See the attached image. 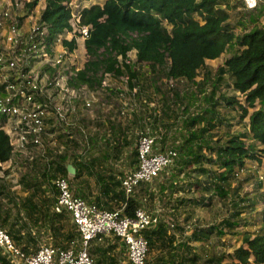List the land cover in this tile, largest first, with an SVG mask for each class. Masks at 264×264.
Wrapping results in <instances>:
<instances>
[{"label": "trees", "instance_id": "trees-1", "mask_svg": "<svg viewBox=\"0 0 264 264\" xmlns=\"http://www.w3.org/2000/svg\"><path fill=\"white\" fill-rule=\"evenodd\" d=\"M23 1L27 9H31L38 2V0ZM231 6L229 0H104L102 4L85 7L81 12V21L84 24H91L88 36L84 40L88 57L84 66L69 79L71 86L85 84L92 88L102 85L106 72L122 77L127 74L129 90L133 86H138L135 94L140 93L139 70L132 61H125L128 59L129 51L134 50L136 62L146 61L157 65L163 69L167 79L186 81L185 91L168 85V88L174 91L176 99L181 101L184 99L181 108L183 115L180 140L175 144L178 152L176 163L174 167L166 169L172 172L171 177L166 178V181L163 182L164 178L160 175L153 179H157L156 184L163 185L160 189L163 195L160 201L165 202L166 205L174 200L175 203L170 206L173 209H178L187 201L198 204L203 202L202 198H208L211 202L214 196L223 199L229 194L235 195L231 198L233 209L226 218L222 219L228 227L238 223V215L242 207L239 202L248 200L245 195H239L238 185L232 187L236 173L245 168L247 160L259 164L264 158V24H254L247 32L237 34L234 25L228 21L230 14L226 7ZM40 17L47 22L52 35L71 28L68 22L70 11L62 0H45V7ZM63 45L73 50L76 47L75 36L71 39L63 38ZM227 50L232 52L221 64L216 65L213 70L207 67L206 60L216 59ZM225 90L239 92L243 97L240 98L234 93L225 95ZM223 99L230 107L239 108L238 121L247 116L248 120L244 122L243 129L231 130L233 123L229 117L230 113L222 114L219 109ZM249 108L252 110L249 111ZM233 111L238 109L235 110L233 107ZM78 121L79 123H75V120L71 122L70 119L63 120L62 125L55 124L49 129L52 131L56 128L61 131L57 136L59 139L68 133L61 141L64 145L71 144L76 148L80 146L83 136H88L86 127L81 125L80 120ZM158 123L162 121L159 119ZM221 125L225 126V130L218 133L215 128ZM72 127L76 128L80 137L71 136ZM129 133L128 128L122 127L114 130L110 136H104L103 141L106 145L104 149H112V156L116 158L123 147H131L129 157L133 167H136L138 165L137 136L129 137ZM222 135L226 138L222 139ZM157 141L161 145L159 148ZM166 143V137L160 136L156 139L153 150L164 151ZM82 145L85 147L84 144ZM64 150L68 151L65 148ZM66 151L55 154L54 158L44 164V170L40 173L41 178L46 176V173H50L48 176L52 179L61 174L78 178L87 172L89 177L94 178L99 189L93 200L98 207L104 208L105 205L108 206L105 209L121 207L120 214L132 215L137 207L148 206L143 204L142 199L137 196L138 193L134 191L137 187L138 190L147 188L145 184L153 179L139 183L130 194L126 195L121 188L124 171L116 172L113 167H107L99 162L98 157L85 161L80 159L79 154ZM66 153L69 154V160ZM11 155L12 147L8 134L0 128V162L7 161ZM68 163H71L75 169L72 174L67 168ZM183 176L187 179L181 185V181L178 183V178ZM24 185H32L36 191L41 188L39 180H29ZM193 185L195 189L191 190ZM185 186H188L186 192L190 194H177L180 188ZM50 190L51 195L46 194V189L41 190L38 200L33 194L36 191L32 192L33 197H27L23 207L31 222L46 224L53 243L64 246L77 237L78 232L73 226L66 227L69 217L65 211L56 212L52 209L57 188L51 183ZM200 190L208 195L202 194ZM74 191L80 194L78 186L74 187ZM197 192L200 193V197L194 195ZM149 198H153L152 192L149 193ZM160 211L163 214L161 221L145 232L149 251L157 246V242L163 243V246L166 241L170 243L175 238V234L167 231L169 225L166 222L168 218L166 209L164 211L161 207ZM260 216L258 228L251 233L244 232L242 240L245 245H239L228 253L213 255L202 264H264V208ZM7 223L5 230L14 242L26 254L33 251L29 242H36L37 239L31 229L29 228L25 234L22 228L14 226V222H8L5 217L0 219V227ZM24 225L26 226L27 223L25 222ZM213 227L217 228L220 234L224 232L218 224H213ZM212 230V227L203 229L198 226L190 233L185 231L183 243L207 240ZM112 247L114 245L109 244L90 248L91 254H94V264L120 263L116 254H110ZM171 250L174 252L175 247ZM177 253L170 257L172 264L180 263L174 259ZM183 256L184 259L192 258V260L196 256L199 257L196 252L192 256L185 254ZM225 257L228 261L224 263ZM0 264L14 263L4 253H0ZM157 264L166 263H162L161 260Z\"/></svg>", "mask_w": 264, "mask_h": 264}, {"label": "rangeland", "instance_id": "rangeland-1", "mask_svg": "<svg viewBox=\"0 0 264 264\" xmlns=\"http://www.w3.org/2000/svg\"><path fill=\"white\" fill-rule=\"evenodd\" d=\"M229 2L232 6L226 7L230 14L228 21L234 25V30L237 34L247 32L254 24H264V0H258V6L253 9H248L244 0H229ZM43 5L44 0H39L36 5L37 7L31 11H27L26 7L23 5L22 7L13 9L12 12L14 14L24 15V23L25 26H27L28 19L36 16ZM63 36L64 35H62V37ZM71 36L72 32L68 31L66 37L69 38ZM57 43L59 46L58 49H63V47L67 49L66 46L62 45L61 41H57ZM58 52H56V54ZM231 52L232 50H227L216 59L206 60L207 67L213 70L215 66L221 64L225 57ZM72 53V56L69 55L73 61L70 70H68L64 77L55 80V82L60 84V88L66 85L68 75L71 76L75 74L76 66L77 68L84 66V62L87 58L84 47H82V43L78 38L77 46ZM128 57L139 70L140 82L138 83V89L141 88L140 93L132 94L129 90L127 84L128 75H124L123 77L115 75L105 76L103 79V81H105L104 86H102V84L101 86L92 88L85 84L76 86H70L68 84V92L63 91L72 97L73 94L75 95V102L73 104H75L76 109L72 114L70 113L71 115H69L67 119H70L71 122L75 120V123H79L78 120H80L81 125H84L86 127L85 129H87L86 133L88 136L86 137L81 134L83 139H81L79 147L75 148V146L71 144L68 146L64 145L61 140H63L68 133L65 134L62 139H59L57 136L61 131L55 128L52 133H46V136L42 134L41 143L38 145L29 146L24 150L12 153V155L20 153L23 154L24 157H12L11 155L7 161L0 162V219L5 217L8 222H14V226L22 228V232L24 233L30 228L37 239L36 242H29L32 250H35L42 243L47 244L48 242H53V238L47 230L46 224L39 223L38 221L33 223L29 220L24 211L23 204L26 202V198L33 197V194L34 198L38 200L41 195V190L43 189H46V194L51 195L49 183L40 177V173L44 170V164L46 162L48 163L51 158H54L55 154L60 152L64 153V151H66L64 150L65 148L68 150L66 152L79 154L81 160L89 161L94 157H98V161L103 165L113 167V169L116 170L120 169L124 171V173H127L134 169V165L129 157L131 147H123L118 157L114 158L112 156V149H104L106 147L103 141L104 136H110L114 130L125 127L130 131L129 137H134V135L137 136V142L140 131L146 129L155 135L156 139L160 138V136L166 137V148L175 146L180 140L179 135L182 129L181 119L183 115L181 108L184 105V99L183 101L176 99V97H174V91H171L168 85H172V88L185 91L187 89V82L181 79H167L163 69L159 68L157 65H152L146 61L142 63L136 62L134 50L129 51ZM68 67L69 63L67 65V68ZM63 69L64 68L55 70L53 74L57 75V73H63ZM57 92H59V94H55L56 100H59L60 97L66 98V95L61 96V90L58 89ZM224 93L225 95H229L234 92L225 90ZM234 94L240 98L243 97L239 92ZM86 100L91 102L90 107L85 106ZM165 101H167V103ZM233 107L235 110L238 109V111H233ZM233 107L225 104V100L223 99L219 109L222 114L230 113L229 117L233 123L230 127L231 130H241L244 128V122H246L248 118L246 116L241 121H238V113L240 110L237 106ZM251 110L252 109L249 108V111ZM50 113L54 116L52 112ZM47 115H49V113ZM154 118L156 121H154ZM159 119L162 123H158ZM55 124L62 125V122L56 118L54 122L52 119L46 128L53 127ZM111 125L113 126L111 127ZM76 128L72 127L70 131V133L72 132L71 136L80 137ZM92 129L96 130L93 131ZM215 130L221 133L225 130V126H217ZM225 138L226 136L222 135V139ZM91 139L92 141H90ZM82 144H84L85 147H83ZM160 146V142L157 141V148ZM55 147H58V149H55ZM102 153H104V155H101ZM66 157H68L69 160L68 153H66ZM168 172L169 171H163L159 174L161 178H164L162 179L163 182L166 181V178L171 177L172 172ZM83 176L88 178L89 183L94 184V178L89 177L87 172L83 173ZM81 178L82 177H68V179L71 180L72 188L83 183V181H80ZM185 179H187L186 176L179 177L178 183L181 181V185H183ZM29 180H39L41 182L40 190H34V186L32 185L25 186L24 184ZM151 182L154 183L153 185L155 187H158L154 179ZM236 185H238L239 195H245L248 200L239 202L242 207L238 215V223L231 227L226 226L222 219L226 218L231 209H233L231 204V198L235 197L233 194H229L227 198L223 199L214 196L211 202H209L208 198H202L203 202L198 204L189 203L187 201L185 205L178 209L170 207L171 204L175 203L174 200L166 205L164 204L165 202H162V208H164V211L166 209V217H168L166 218L167 225H169L167 231L175 234L172 243L174 244L175 242L174 245L179 253L184 250L179 244L181 241L185 242L183 233L185 231L190 233L198 226L203 229L207 227L213 228L207 240H193L192 242L193 250L195 248V251L197 250L198 253L201 254L198 257V264L204 263L213 255H218L223 252L228 253L239 245H245L242 240L244 232L251 233V231L258 228L261 217L260 214L264 208V158L259 164L256 161L247 160L245 168L232 181V187ZM193 189H195L194 185L191 190ZM187 190L188 186H185L184 188H180L177 194H190V192H186ZM32 192L34 193L31 194ZM200 192L208 195V193L204 191L200 190ZM194 195L200 197L199 192ZM25 222L27 223L26 226L24 225ZM213 224H218L219 228H222L224 232L221 234L218 233L217 228H214ZM7 225L8 223L2 227L7 229ZM70 226H73V228L75 227L70 218H67L66 227ZM151 250L152 253L150 252L149 258L151 256L153 261H155L157 248L152 247ZM168 251L170 250L165 246V256L162 258V263L172 264V260L167 255ZM0 253L2 254L3 251ZM177 259H179V256L176 257V260ZM121 260L119 264H129L125 260L124 254ZM227 261L228 258L225 257L223 262L225 263ZM148 264L157 263L148 261Z\"/></svg>", "mask_w": 264, "mask_h": 264}, {"label": "built area", "instance_id": "built-area-1", "mask_svg": "<svg viewBox=\"0 0 264 264\" xmlns=\"http://www.w3.org/2000/svg\"><path fill=\"white\" fill-rule=\"evenodd\" d=\"M95 1H68L73 8V31H80L82 38L87 36L89 26L77 25L78 11ZM64 2L67 4V0ZM244 2L248 9L259 4L258 0ZM17 7H22L19 0H0V127L9 135L12 151H21L30 145L41 143L42 134L48 129L49 119L54 122L55 118L61 122L68 121L70 113L76 108L73 104L75 95L72 97L63 92H68L71 76L68 75L66 85L61 88L55 82L64 77L73 65L69 55L72 56L74 50L64 47L58 49L57 41L62 43V35L66 36L67 32L58 33L54 37L48 24L40 20L39 15L30 17L25 26L20 15L12 12ZM125 61L131 60L128 57ZM62 68L63 73L53 74L55 70ZM78 69L76 66V71ZM111 75L110 72L105 73L106 77ZM102 84L104 86L105 81ZM58 89L61 90V96L66 95V98L55 99V94H59ZM130 91L135 94L137 87L133 86ZM85 106L90 107L91 102L86 100ZM155 142L156 136L147 129L140 131L137 144L138 165L121 179V188L126 195L139 183L151 181L162 171L174 167L178 156L177 148L171 146L164 151H154ZM241 171L236 174L239 175ZM53 183L57 188V195L52 209L67 213L78 236L64 246L53 242L42 243L26 254L10 234L0 227V249L11 262L93 264L94 257L90 252L93 241L116 235L125 245L129 264H148L149 244L145 232L161 221L163 214L160 207L143 205L137 207L132 215H122L121 207L100 208L95 202L74 195L69 180L64 175L54 178Z\"/></svg>", "mask_w": 264, "mask_h": 264}, {"label": "crops", "instance_id": "crops-1", "mask_svg": "<svg viewBox=\"0 0 264 264\" xmlns=\"http://www.w3.org/2000/svg\"><path fill=\"white\" fill-rule=\"evenodd\" d=\"M54 130L50 131H47L46 133H52ZM46 133L44 134V136H46ZM15 156H23V154H18V153H15L14 155H12V157H15ZM116 170V169H115ZM117 171H121L120 169L116 170ZM42 173V172H41ZM85 173V172H84ZM48 174L50 173H46V176H43V180H45L46 182L49 183V186L51 185V183L53 184V179L52 177H49ZM125 174V173H124ZM41 177V175H40ZM82 178L80 179V181H83V183L79 184L78 185V189H79V193L80 194H76L75 191H74V188H72V185H71V189H72V192L76 195H79L81 196L82 198L86 199V200H90V201H93L95 199V196L99 193V189H98V186L95 184V181H94V184H91L89 183L88 181V178L86 176H81ZM155 181H157V179H155ZM159 181V180H158ZM154 182V181H153ZM153 182H149L147 184H145V186H147V188H144V189H141V190H138L139 187H137L134 191L138 193L137 196H139L142 201H143V204H148L149 206H152V207H162V202L160 201V198L162 197V190L161 187H163V185H161V183L159 184L158 183V187H155L153 184ZM156 184V183H155ZM166 190H164L165 192ZM152 192L153 193V198H149V193ZM177 196V195H175ZM174 196V197H175ZM173 197V199H174ZM106 206V205H105ZM103 206L104 208H107L108 206ZM160 207V208H161ZM188 233V232H187ZM196 241V240H194ZM173 242V241H172ZM172 242H168L166 241V244H167V248L170 250L167 252V255L169 256V258L174 255V253H177V249H176V246L172 243ZM193 240L192 241H189L188 244L186 243H183L182 241L179 243L182 248L184 249L183 251H181L180 253L178 252L176 257L179 256V259L176 260V258L174 257L175 261H180L179 264H198V258L197 256L192 260V258L190 259H184V254L186 256H192L194 251H195V248L193 250ZM114 245V247H112L111 249V255L112 254H116L119 258V262L122 261L121 258L123 257V254H124V257H125V260L128 262L127 260V253H126V248H125V245L124 243L120 240V238H116L114 237L113 235H108V237L105 236V238L101 239V240H95L93 241L92 245H91V248H95L96 246H100V245ZM163 244V243H162ZM162 244H160L159 242H157V253L155 254V261H153L152 257L150 256L149 258V255L152 253V248L150 249L149 251V254H148V258L150 262L152 263H159L162 258H164L165 256V245L162 246ZM169 246V247H168ZM172 247H175V250L174 252H171L172 250ZM151 252V253H150ZM199 256L201 254L198 253V251L196 250L195 251ZM94 255V254H93ZM162 255V258H160V256ZM154 256V255H152ZM94 257V256H93ZM183 258V261H181V259ZM94 264V262H93ZM116 264H119V263H116ZM176 264V263H174Z\"/></svg>", "mask_w": 264, "mask_h": 264}, {"label": "clouds", "instance_id": "clouds-1", "mask_svg": "<svg viewBox=\"0 0 264 264\" xmlns=\"http://www.w3.org/2000/svg\"><path fill=\"white\" fill-rule=\"evenodd\" d=\"M19 1H21V3H22V6L24 5L25 6V4H24V1L23 0H19ZM27 1H29V0H27ZM39 1V0H38ZM63 1V3L65 4V2H64V0H62ZM68 1L69 0H67V4H65L67 7H68V9H69V11H70V17H69V20H68V22L70 23V25H71V28L70 29H68V30H66L65 32H60V33H66V32H68V31H71L72 32V36H75V39H76V46H77V38L78 39H80V41H81V43H82V47H84V52L86 53V50H85V46H84V40H85V38L88 36V34H87V36H85L84 38H82L81 37V34H80V31H78V30H75V31H73V26H72V23H71V17H72V10H73V8H71V6L69 5V3H68ZM104 2V0H96L95 2H92V3H90L89 5H86V6H84L83 8H81V9H79V11H78V15H79V21L77 22V25L78 26H82V25H88L89 27H88V33H89V29L91 28V24H84V23H82V21H81V12H82V10L85 8V7H88V6H90V5H92V4H102ZM37 4H38V2H37ZM36 4V5H37ZM33 6L31 9H27V11H31L32 9H34V8H36L37 6ZM45 7V0H44V5L41 7V9L38 11V14H37V16L39 15V17H40V14H41V11H42V9ZM28 14V13H27ZM20 19L21 20H23L24 21V15H20ZM40 20H42L41 19V17H40ZM47 23V22H46ZM49 26V25H48ZM58 34V33H57ZM57 34L56 35H53L54 37L55 36H57ZM72 36L71 37H66L65 35L62 37V43H63V38H67V39H71L72 38ZM74 50V49H73ZM87 54V53H86ZM88 57V56H87ZM86 60H87V58H86ZM85 60V61H86ZM85 63V62H84ZM113 75V74H112ZM127 75V74H126ZM137 87V86H136ZM136 93V92H135ZM1 128V127H0ZM4 130V129H3ZM5 131V130H4ZM47 131H49V128L43 133V134H45ZM8 137H9V135H8ZM9 141H10V139H9ZM11 144V143H10ZM35 145H38V144H34V145H30V146H35ZM11 147H12V145H11ZM29 147V146H28ZM13 152H15V151H12V153ZM70 173V172H69ZM70 174H72V173H70ZM61 175H63V174H61ZM65 176V175H64ZM67 178L69 177V176H66ZM69 180V179H68ZM53 182V181H52ZM69 183H70V181H69ZM53 185H54V183H53ZM71 186V185H70ZM72 190V189H71ZM74 194V193H73ZM74 195H76V194H74ZM79 196V195H78ZM69 217V216H68Z\"/></svg>", "mask_w": 264, "mask_h": 264}, {"label": "water", "instance_id": "water-1", "mask_svg": "<svg viewBox=\"0 0 264 264\" xmlns=\"http://www.w3.org/2000/svg\"><path fill=\"white\" fill-rule=\"evenodd\" d=\"M67 168H68L70 173H74L75 169H74V167H73V165L71 163L67 164Z\"/></svg>", "mask_w": 264, "mask_h": 264}]
</instances>
